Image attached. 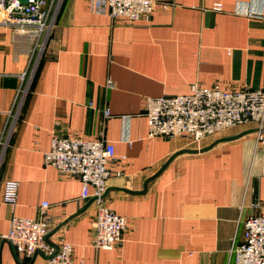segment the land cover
Returning <instances> with one entry per match:
<instances>
[{"label":"crops","instance_id":"1","mask_svg":"<svg viewBox=\"0 0 264 264\" xmlns=\"http://www.w3.org/2000/svg\"><path fill=\"white\" fill-rule=\"evenodd\" d=\"M33 53V39L0 26V141ZM193 85H264V0H159L148 21L135 23L95 15L88 0H64L4 150L0 264H44L4 238L13 216L49 218L48 241L69 243L79 264H233L243 222L264 200L255 125L198 144L147 138L146 98L188 94ZM53 135L114 146L103 204L127 228L112 250L92 246L96 205L81 199L79 179L44 164ZM7 180L18 183L14 207L2 201Z\"/></svg>","mask_w":264,"mask_h":264},{"label":"built area","instance_id":"2","mask_svg":"<svg viewBox=\"0 0 264 264\" xmlns=\"http://www.w3.org/2000/svg\"><path fill=\"white\" fill-rule=\"evenodd\" d=\"M64 0H0V26L11 27L18 34L34 40L29 71L21 76L12 110L0 141V167L8 138L13 134L28 93L34 66L51 38ZM90 11L111 21H148L159 0H88ZM219 6H215L218 10ZM107 88L113 89L111 82ZM144 115L147 120V138H187L201 142L223 130L253 123L256 146H264V85L258 89L239 88L223 90L216 86L203 88L193 85L188 94L146 98ZM105 118L110 117L108 110ZM46 166L60 175L78 178L81 199L93 198L96 205L92 246L112 250L124 238L127 222L104 206L103 197L110 177L109 165L115 161L114 146L103 140H84L76 137L53 135L50 148L43 154ZM116 171L115 175H120ZM18 183L7 180L3 184L2 201L14 207ZM91 191V192H89ZM43 203L41 209L47 208ZM255 214L244 222L243 241L231 248L233 264H264V200L252 205ZM49 218L30 219L11 217L4 238L23 258L41 254L44 264H79L73 260V248L60 240L51 244Z\"/></svg>","mask_w":264,"mask_h":264},{"label":"water","instance_id":"3","mask_svg":"<svg viewBox=\"0 0 264 264\" xmlns=\"http://www.w3.org/2000/svg\"><path fill=\"white\" fill-rule=\"evenodd\" d=\"M21 4H26L28 0H18Z\"/></svg>","mask_w":264,"mask_h":264}]
</instances>
